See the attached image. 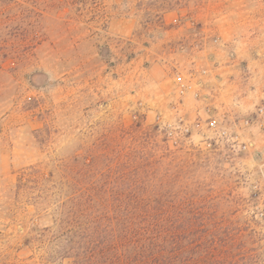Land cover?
I'll use <instances>...</instances> for the list:
<instances>
[{
	"label": "rangeland",
	"instance_id": "1",
	"mask_svg": "<svg viewBox=\"0 0 264 264\" xmlns=\"http://www.w3.org/2000/svg\"><path fill=\"white\" fill-rule=\"evenodd\" d=\"M177 72L255 119L264 0H0V264H83L98 204L137 200L179 205L192 264H264V125L245 153L171 143L208 117Z\"/></svg>",
	"mask_w": 264,
	"mask_h": 264
},
{
	"label": "trees",
	"instance_id": "2",
	"mask_svg": "<svg viewBox=\"0 0 264 264\" xmlns=\"http://www.w3.org/2000/svg\"><path fill=\"white\" fill-rule=\"evenodd\" d=\"M190 206L184 205L186 213ZM178 207L168 205L165 218L159 202L98 204L94 228L83 238V264H192L191 237L176 230Z\"/></svg>",
	"mask_w": 264,
	"mask_h": 264
},
{
	"label": "built area",
	"instance_id": "3",
	"mask_svg": "<svg viewBox=\"0 0 264 264\" xmlns=\"http://www.w3.org/2000/svg\"><path fill=\"white\" fill-rule=\"evenodd\" d=\"M205 72H201L200 75ZM177 96L183 98L191 94L196 100H205V112L208 117L205 121L195 119L194 122L186 121L182 116H178L175 123L163 122L162 129L168 141L177 144L182 139H187L192 135V129L195 127L199 131H207L209 134H201L200 146L214 151H228L230 153H245L249 151L252 145L244 136V131L253 127L254 123L258 127L264 125V105L255 110V119L236 120L232 117H226V111L218 113L212 110L213 103L207 97L200 93L201 84L197 81L194 73L184 74L177 72L173 78ZM180 103L172 106L175 112H178ZM160 121V120H159ZM259 218L264 217V208L257 212Z\"/></svg>",
	"mask_w": 264,
	"mask_h": 264
}]
</instances>
